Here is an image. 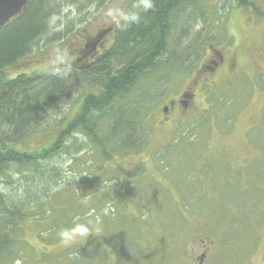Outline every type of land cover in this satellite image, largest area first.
<instances>
[{"label":"rangeland","instance_id":"rangeland-1","mask_svg":"<svg viewBox=\"0 0 264 264\" xmlns=\"http://www.w3.org/2000/svg\"><path fill=\"white\" fill-rule=\"evenodd\" d=\"M59 1L65 2L63 15L53 20L52 28L60 30L63 25L67 38L43 44L42 50L5 69L4 80L57 71V67L60 71L85 68L87 59L77 62L81 50L99 30L119 28L133 5L144 2L87 0L75 5ZM248 1L252 7L260 0ZM175 27L179 28L176 37L188 32L181 42L170 45L171 52L179 51L182 67L176 70L177 63H169V70L149 74L132 90L135 96L144 94L151 128L148 145L109 162L98 152L60 157L65 181L77 185L50 196L43 216L21 226L11 255L0 264H185L184 257L195 256L204 244H214L211 254L218 258L213 264H226L229 257L243 254L264 238V74H258L264 71L261 19L235 1L204 0L184 12ZM119 35L105 37L100 53L110 52ZM223 44L236 45L228 52L245 65L233 77L223 73L215 89L213 82L197 94L194 110L200 114H186L181 122L168 114L169 124H163L166 100L189 88L193 80L201 81L197 72L209 58V46ZM217 74L206 73L210 82ZM65 85L69 100L45 111L42 128L47 131L29 138L22 150L46 145L60 120L75 117L83 99L98 92L83 80L77 82L74 75L66 78ZM191 135L196 140L189 142ZM177 139L176 144L170 143ZM136 168L139 173L133 172ZM55 186L52 181L49 188ZM78 225L88 233L75 234L65 243L60 233L72 234ZM241 244L242 252L237 248Z\"/></svg>","mask_w":264,"mask_h":264},{"label":"trees","instance_id":"trees-1","mask_svg":"<svg viewBox=\"0 0 264 264\" xmlns=\"http://www.w3.org/2000/svg\"><path fill=\"white\" fill-rule=\"evenodd\" d=\"M83 1L87 0L67 4L81 5ZM140 1L144 2L134 4L121 22L120 35L109 54L76 70L67 67L60 71L57 67V71L24 74L12 80L1 76L5 69L42 50L43 44L67 38L63 25L60 30L52 28L53 20L62 17L65 2L30 0L21 15L0 29V261L11 255L14 236L21 226L43 216L50 196L77 185L65 181L60 157L98 152L109 162L139 153L148 145L151 128L144 94L135 96L132 90L149 74L169 70V63H177L173 67L176 70L182 67L179 51L171 52L170 45L181 42L188 32L176 37L179 28L175 26L184 12L204 0ZM232 1L240 7L250 5L248 0ZM70 75L98 92L83 99L75 117L60 120L46 145L22 150L29 138L47 131L42 128L47 121L46 110L69 100L65 80ZM130 95L132 100L120 101ZM191 136L187 140L195 141L196 136ZM139 171L136 168L133 172ZM52 181L56 184L53 190L49 188Z\"/></svg>","mask_w":264,"mask_h":264},{"label":"flooded vegetation","instance_id":"flooded-vegetation-1","mask_svg":"<svg viewBox=\"0 0 264 264\" xmlns=\"http://www.w3.org/2000/svg\"><path fill=\"white\" fill-rule=\"evenodd\" d=\"M248 9L252 10L253 12L255 11V13L261 19L262 29L260 35H263L264 39V0H260L258 4L252 3V7H248ZM127 16L128 14L123 19H125ZM123 19L119 22V25L121 24ZM119 28L110 27L107 29L99 30L98 35L92 38V43H89L81 50L77 62L80 63L81 60L87 59L88 64H86V67H89L91 63L105 58L107 54H109V51L107 50V54L100 53V50L104 47V38L108 37V35L111 34L118 35L120 32ZM231 48L236 49V45L231 47L230 45L227 46L223 44L222 46H219V48H215L214 45L209 46V58H207L205 64L200 67V71H196L201 81L193 80L189 88L186 87L184 90L180 91L175 98L166 100V107L162 109V114H164L163 124H169V118L166 116L168 114H172L173 116L178 117V120L180 122L184 120L186 114H200L199 111L194 110L196 108L195 105H197L195 101L197 94H200L203 91L207 90L209 87H211L210 83L213 82H215V85L213 86V89H215L216 82L217 80H219V77L223 73L227 74V76L232 77L238 74L241 66L245 64L244 61L240 60L238 55L228 52ZM224 49H227L226 53L223 52ZM252 64L256 65L255 59L252 61ZM260 70L263 71V69ZM206 73H209V75L211 76L216 73L219 74L215 75L216 77H218L217 79L215 78V81L211 80L210 82V78H207L208 76L206 75ZM258 74H264V71L261 73L259 72ZM201 77H204V79H202ZM213 246L214 244L202 245L200 247L199 253L195 256H185L184 263L213 264L216 261V258H218L217 255L214 256L213 254H211L214 251ZM237 248H239V250L242 252L244 251L245 246L241 244V246L237 245ZM254 261L256 264H264V238H259V240L254 243L252 248L247 247L246 251H244L243 254L229 257V260L226 264H253ZM133 263L138 264V262ZM118 264L125 263L123 261H118Z\"/></svg>","mask_w":264,"mask_h":264},{"label":"water","instance_id":"water-1","mask_svg":"<svg viewBox=\"0 0 264 264\" xmlns=\"http://www.w3.org/2000/svg\"><path fill=\"white\" fill-rule=\"evenodd\" d=\"M30 0H0V29L23 13Z\"/></svg>","mask_w":264,"mask_h":264},{"label":"clouds","instance_id":"clouds-1","mask_svg":"<svg viewBox=\"0 0 264 264\" xmlns=\"http://www.w3.org/2000/svg\"><path fill=\"white\" fill-rule=\"evenodd\" d=\"M146 6H150V5H146ZM88 231L89 230L85 226L78 225L76 227V229L73 230L72 234H70L67 231H64V232H61L60 235L64 239L65 243H68L74 238L75 234L86 235L88 233ZM18 264H19V262H18Z\"/></svg>","mask_w":264,"mask_h":264},{"label":"bare ground","instance_id":"bare-ground-1","mask_svg":"<svg viewBox=\"0 0 264 264\" xmlns=\"http://www.w3.org/2000/svg\"><path fill=\"white\" fill-rule=\"evenodd\" d=\"M197 5V4H196ZM54 193V192H53ZM38 216V215H37Z\"/></svg>","mask_w":264,"mask_h":264}]
</instances>
